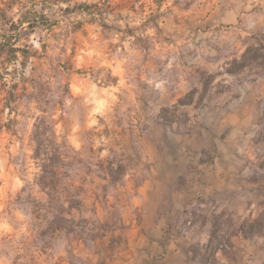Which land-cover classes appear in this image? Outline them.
Here are the masks:
<instances>
[{"label":"rangeland","instance_id":"1","mask_svg":"<svg viewBox=\"0 0 264 264\" xmlns=\"http://www.w3.org/2000/svg\"><path fill=\"white\" fill-rule=\"evenodd\" d=\"M243 2L0 0V264H264Z\"/></svg>","mask_w":264,"mask_h":264},{"label":"clouds","instance_id":"2","mask_svg":"<svg viewBox=\"0 0 264 264\" xmlns=\"http://www.w3.org/2000/svg\"><path fill=\"white\" fill-rule=\"evenodd\" d=\"M237 7L243 9L242 13L238 12L242 18L247 19L249 15H252L256 18L257 23L264 24V0H244Z\"/></svg>","mask_w":264,"mask_h":264},{"label":"trees","instance_id":"3","mask_svg":"<svg viewBox=\"0 0 264 264\" xmlns=\"http://www.w3.org/2000/svg\"><path fill=\"white\" fill-rule=\"evenodd\" d=\"M11 28H13V29H15L16 27L15 26H11ZM17 51V50H16ZM26 57L24 58V60H23V62L21 63V66L22 67H24L25 66V64H26ZM39 157H40V155L37 153V152H35V158H38L39 159ZM47 176H50L51 178H52V181L50 182V184H48L47 182H46V177ZM56 178V173H55V171L53 170V171H50V172H48L47 170H46V167H45V165H42V167H41V170H40V174L38 175V177L36 178V184L40 187V189L41 190H46V189H48V190H51V191H53V192H55V187H56V182H53V179H55ZM72 208L73 207H70L69 208V212H67V215H70V212L72 211ZM62 211V210H61Z\"/></svg>","mask_w":264,"mask_h":264},{"label":"crops","instance_id":"4","mask_svg":"<svg viewBox=\"0 0 264 264\" xmlns=\"http://www.w3.org/2000/svg\"><path fill=\"white\" fill-rule=\"evenodd\" d=\"M13 26H15L16 27V25L14 24Z\"/></svg>","mask_w":264,"mask_h":264}]
</instances>
